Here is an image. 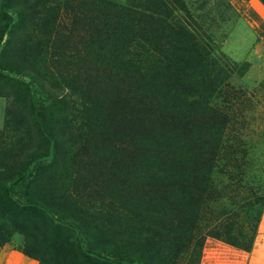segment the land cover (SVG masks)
<instances>
[{"label":"rangeland","instance_id":"1","mask_svg":"<svg viewBox=\"0 0 264 264\" xmlns=\"http://www.w3.org/2000/svg\"><path fill=\"white\" fill-rule=\"evenodd\" d=\"M234 1L182 0L184 10L166 22L149 20L144 28L115 20L102 26L111 32L112 42H105L75 21L76 15L103 17L105 2L77 0L81 6L73 15L70 6L50 2V12L34 20L30 1L0 0L21 9L9 11L0 64H13L22 45L24 53H33L27 65L20 61L22 70L39 78L37 97L49 110L37 122L25 112L11 118L9 108L23 110L22 91L0 82V145L25 146L32 166L43 160L65 168L71 186L115 180L122 188L112 185L107 194L136 202L129 205L135 215L151 209L182 214L183 228L193 229L194 239L204 236L198 264L220 262L232 249L247 254L254 242L246 251L223 239L228 235L248 248L264 212V4ZM51 6L59 7L56 17ZM57 29L72 33L67 42H56L68 57L63 62L43 46L42 30L54 35ZM22 116L28 123L16 129ZM202 150L212 156H199ZM164 198L176 200L161 204ZM212 230L222 239L207 236ZM7 243L21 245L22 235L12 232ZM192 249L183 247L181 264H190Z\"/></svg>","mask_w":264,"mask_h":264},{"label":"trees","instance_id":"2","mask_svg":"<svg viewBox=\"0 0 264 264\" xmlns=\"http://www.w3.org/2000/svg\"><path fill=\"white\" fill-rule=\"evenodd\" d=\"M24 1H30L28 7L33 13L30 17L32 16L34 20L42 11L50 12L45 6L50 2H58L64 7L70 6L72 15L73 8L81 6L77 0ZM86 1L91 2V0H83L82 4H86ZM99 1L107 3L108 12L103 17L90 16V14H84V17L76 15L75 21L90 31L95 30L96 35L102 36L105 42H112V39L111 32H105L102 29L104 24L111 25L117 20L120 25H126L132 20L131 24L135 28H138L140 24L144 28L143 24L149 20L166 22L171 17V13L184 10L182 0ZM261 1L264 4V0ZM174 3L178 4L176 9L172 7ZM17 8L0 4V50L4 36L9 34L7 25L12 21L9 11L20 13L21 9ZM51 8L56 17L59 14V7L51 6ZM23 19L25 21L26 18L22 16ZM33 19L27 21L30 28ZM103 19L111 21L104 23ZM73 22L70 24L72 25ZM176 23L187 29L182 23L178 21ZM181 28H179L180 31ZM73 29L76 28L73 27L71 30ZM41 34L45 37L43 46L53 59L61 62L68 60L61 43L56 42L60 39L67 42L66 35L71 36V32L63 33L57 29L54 35L52 33L46 35L43 30ZM121 34L122 41L130 44L131 38L125 32ZM89 42L88 46H93ZM23 51V45L16 50L13 54L16 56V61L13 64L8 66L0 64V82L12 84L22 91L18 97V104L23 106V110L9 108L11 118L25 112L33 122H37L45 118L49 110L44 100L37 97V90L42 89L39 78L37 80L22 70L20 61L24 60L27 65L31 60L28 54L33 56V53ZM22 76H29L30 80L26 81ZM218 87L219 85L216 89ZM216 89L213 94L217 91ZM210 111H214V108H210ZM100 113L105 115L106 110H100ZM26 116L14 122L16 129L26 126L28 123ZM41 153L38 154L39 157H45ZM25 154V146L13 149V147L5 148L0 145V245L9 242L12 232L16 231L22 235L23 253L39 264H128L133 262L181 264L183 247L191 244L194 247L192 252L195 254L190 258V264L192 262L198 264L204 236H196L197 239H194V230H186L182 226L184 224L182 214L177 212L170 217L165 210L158 212L156 209H151L147 211V214L135 215L129 210V205H134L136 202H132L126 196L107 194L111 188H114L112 185L119 187L118 190L122 188L121 185L113 184L115 180L109 185L82 181L77 185L73 183L71 186V183L68 184L66 181L68 171L65 168L51 163L45 164L43 160L36 161L32 166L31 161L34 158L32 155L25 156ZM208 154L212 156L211 153H205V150L199 152L201 157ZM65 172H67L66 177ZM175 189L172 188V192ZM105 195L108 196L104 197ZM174 200L176 199L164 198L161 204ZM119 208L127 213L120 214ZM168 220L170 226L166 224ZM207 236L222 239V235L216 230H212ZM254 239L255 235L250 238L251 244L248 248L233 241L228 235L223 240L230 245L249 251Z\"/></svg>","mask_w":264,"mask_h":264},{"label":"crops","instance_id":"3","mask_svg":"<svg viewBox=\"0 0 264 264\" xmlns=\"http://www.w3.org/2000/svg\"><path fill=\"white\" fill-rule=\"evenodd\" d=\"M232 5H234V0H227ZM241 2V5L244 6L243 0H238ZM236 7V6H235ZM264 212L262 216V220L260 222V226L258 229L257 237L255 238L252 250L250 252H246L247 254L239 252L238 250L232 249V256L228 255L223 257V259H219L220 262L209 264H264ZM213 243H219L217 240L213 241ZM229 251V250H228ZM229 253V252H228ZM256 253H259L257 255ZM0 264H39L36 260L29 258L22 251L21 245H14L10 243H5L4 245H0Z\"/></svg>","mask_w":264,"mask_h":264}]
</instances>
